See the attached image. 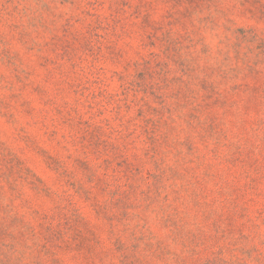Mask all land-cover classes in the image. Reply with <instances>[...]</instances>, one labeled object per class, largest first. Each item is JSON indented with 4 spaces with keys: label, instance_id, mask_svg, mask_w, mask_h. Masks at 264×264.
I'll use <instances>...</instances> for the list:
<instances>
[{
    "label": "rangeland",
    "instance_id": "rangeland-1",
    "mask_svg": "<svg viewBox=\"0 0 264 264\" xmlns=\"http://www.w3.org/2000/svg\"><path fill=\"white\" fill-rule=\"evenodd\" d=\"M0 264H264V0H0Z\"/></svg>",
    "mask_w": 264,
    "mask_h": 264
}]
</instances>
